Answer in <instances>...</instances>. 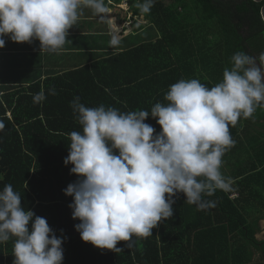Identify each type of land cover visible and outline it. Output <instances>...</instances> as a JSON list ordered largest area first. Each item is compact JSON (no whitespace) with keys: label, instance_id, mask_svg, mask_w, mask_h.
<instances>
[{"label":"trees","instance_id":"16d2710c","mask_svg":"<svg viewBox=\"0 0 264 264\" xmlns=\"http://www.w3.org/2000/svg\"><path fill=\"white\" fill-rule=\"evenodd\" d=\"M142 2L129 0L135 14L159 29L156 40L107 53L27 87H0V190L11 184L25 210L45 218L58 238H66L62 264H260L255 257L264 254V242L257 238L264 219V142L252 126L243 128V118L229 127L235 145L222 158L228 170L222 165L221 172L232 179V190L204 197L216 201L215 207L197 210L177 193L173 217L159 222L152 236L134 238L130 249L127 242H118L122 251L117 253L82 241L75 230L80 221L69 208L73 197L63 191L79 179L70 174L73 165L64 164L69 134L82 131L70 107L74 97L90 108L102 104L150 113L155 103H167L170 85L180 79H198L211 88L222 81L236 52H264V0H155L149 13L137 8ZM51 88L55 95L48 94ZM41 91L46 99L34 103ZM252 117L264 118V108ZM145 123L161 131L151 116ZM14 239L0 244V264H13Z\"/></svg>","mask_w":264,"mask_h":264},{"label":"clouds","instance_id":"9594fccd","mask_svg":"<svg viewBox=\"0 0 264 264\" xmlns=\"http://www.w3.org/2000/svg\"><path fill=\"white\" fill-rule=\"evenodd\" d=\"M155 0L136 6L149 13ZM89 8L104 18L105 0H0V48L4 37L16 43L40 42V51L59 54L69 29ZM114 45L115 39L111 41ZM223 79L209 88L198 79H180L151 111L121 112L115 107H87L74 97L70 107L82 131H72L65 166L79 179L64 194L79 220L82 241L121 252L134 238L152 236L159 222L173 217V199L183 193L197 210L215 207L205 200L217 190L231 191L232 179L221 172L223 156L234 145L229 127L264 108V52H236ZM55 95V88L48 90ZM46 99L43 91L34 103ZM151 116L161 131L145 123ZM4 124L0 122V131ZM118 153V154H117ZM31 222V230L29 223ZM13 243V264H62V244L47 220L21 205L11 184L0 190V244Z\"/></svg>","mask_w":264,"mask_h":264},{"label":"crops","instance_id":"0c3cea01","mask_svg":"<svg viewBox=\"0 0 264 264\" xmlns=\"http://www.w3.org/2000/svg\"><path fill=\"white\" fill-rule=\"evenodd\" d=\"M109 12L104 18L84 8L77 23L69 29L67 42L59 54L40 51V42L16 43L4 37L0 48V87L3 85L27 87L51 75H60L111 52H119L149 40L159 38L160 31L144 15L134 12L129 0H105ZM115 17V20H113ZM118 33V35H117ZM115 39L116 44L111 41ZM3 90L0 89V94ZM238 140L243 146V135ZM222 165L227 171L224 160ZM233 194L232 197H235ZM258 240L264 239V219L260 221ZM261 255V258H260ZM255 262L264 264V254L258 253Z\"/></svg>","mask_w":264,"mask_h":264},{"label":"flooded vegetation","instance_id":"af4514ba","mask_svg":"<svg viewBox=\"0 0 264 264\" xmlns=\"http://www.w3.org/2000/svg\"><path fill=\"white\" fill-rule=\"evenodd\" d=\"M261 36H263L264 38V32L261 34ZM258 55L259 53L253 54V56H258ZM243 123H244L243 128L246 127L247 124L252 126V132L255 134V136H258V138L261 139L262 142H264V126L262 125L264 124V118L256 119V118L251 117L248 119H244ZM242 135H243L244 142L246 143L247 141H246V138L243 132H242ZM262 241L264 242V239ZM260 258H261V255H260Z\"/></svg>","mask_w":264,"mask_h":264},{"label":"water","instance_id":"95a60500","mask_svg":"<svg viewBox=\"0 0 264 264\" xmlns=\"http://www.w3.org/2000/svg\"><path fill=\"white\" fill-rule=\"evenodd\" d=\"M255 1L260 2V1H262V0H255ZM261 15H262V18H263V20H264V7H263L262 10H261Z\"/></svg>","mask_w":264,"mask_h":264},{"label":"rangeland","instance_id":"374dc122","mask_svg":"<svg viewBox=\"0 0 264 264\" xmlns=\"http://www.w3.org/2000/svg\"><path fill=\"white\" fill-rule=\"evenodd\" d=\"M113 20H115V17H113ZM117 35H118V33H117Z\"/></svg>","mask_w":264,"mask_h":264}]
</instances>
